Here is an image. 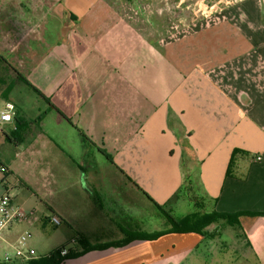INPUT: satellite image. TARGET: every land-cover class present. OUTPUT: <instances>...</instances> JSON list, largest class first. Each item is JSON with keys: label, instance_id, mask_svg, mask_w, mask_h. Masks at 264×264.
Here are the masks:
<instances>
[{"label": "crops", "instance_id": "obj_1", "mask_svg": "<svg viewBox=\"0 0 264 264\" xmlns=\"http://www.w3.org/2000/svg\"><path fill=\"white\" fill-rule=\"evenodd\" d=\"M224 1L222 12L175 15L169 27L173 6L204 11V0H0V52L63 113L54 111L52 119L53 164L70 163L62 155L95 164L110 162L109 156L117 170L107 172L113 184L98 169L84 179L86 189L62 191L80 201L66 210L49 208L62 223L47 218L37 227L39 242L27 245L35 250L32 260L63 247L75 252L74 240L103 245L168 229L150 220L155 212L145 193L157 202L155 193L166 191L161 181L170 174L178 176V187L186 183L183 192L187 188L192 198L185 201L204 213H264V0ZM15 106L7 133L25 118ZM49 113L37 122L38 142ZM65 170L62 177L72 173ZM7 187L0 185V196ZM81 196L104 213L83 206ZM29 225L12 227L6 241ZM227 228L234 242L243 239L264 261V217L244 216L237 225L209 227L219 230L215 237L168 233L60 264H187Z\"/></svg>", "mask_w": 264, "mask_h": 264}, {"label": "rangeland", "instance_id": "obj_2", "mask_svg": "<svg viewBox=\"0 0 264 264\" xmlns=\"http://www.w3.org/2000/svg\"><path fill=\"white\" fill-rule=\"evenodd\" d=\"M219 1H221V3H218ZM222 2L226 3L224 0H206L204 1V7L206 9L204 11H200L198 5L194 7L191 6L189 10L186 9L185 6H173L171 9L172 21H167L169 22V27H171L170 23L171 25L172 23H177V19L175 18L180 15H187L190 19V17H196L195 15L201 14V12H207V14L222 12L224 11ZM211 5H215L214 9H210ZM1 54L5 56L4 53ZM6 102L18 104L24 111L23 115L26 121L30 123L29 127L32 124L30 130L29 127H27L26 133L23 134L24 141L22 144L16 145L11 143L5 136L0 135V159L7 163L10 170L5 182L9 189V195L26 213H36L39 217L32 225V228L29 225V228H25L21 231H28L30 233V237L27 241L28 245L29 241L39 242V237L36 234V231H38L37 227L39 228L40 224H44L45 219L53 218L54 214L49 209L50 207L56 209H58V207H63L66 210L69 209L71 205L76 204L77 201H80L78 198H69L62 192L63 190L70 189L82 191L86 189V182L84 179L87 178L89 174L98 171V169L104 173L106 171L105 182L107 184H113L112 177L108 175L107 172H115L117 170L112 167L111 163H113V160L112 162L110 161V163L105 159H101V163L95 164L93 158L87 157H75L76 159L74 161H70L67 159V156L65 157L62 155L63 157L60 159L64 162L69 161L70 163L61 165L56 163L59 160H55L53 164V159H57L52 156V143L55 140L52 119L57 118L56 113L51 111L42 125L39 126V142L36 141L35 139L38 132V130H35L38 127L37 118L42 112L48 110V104L25 84L19 81L14 71L0 59V105ZM46 145L49 147H45ZM89 150L94 151L87 145L86 151L88 152ZM72 153L74 152L72 151ZM97 157L99 160L100 157ZM177 159V155L172 158L173 162H176ZM63 166L66 169L64 172L77 173L78 175L74 177V179H72V177H67L72 173H66V175L62 177V170H64ZM186 178L187 176L185 177V181ZM105 182L103 181L102 183L104 184ZM161 182L165 186V188H161V192H163V190L166 191L159 194L155 193V199L158 204L160 203L159 205L167 209L173 217L182 218L190 213H204L202 211L205 210H202V206L197 205L195 202L191 203L185 201L188 199L187 195L191 196V193L186 190L187 188L182 192L183 188L186 187V183L184 184V182L178 187V176L170 174L169 179ZM88 183L90 182L88 181ZM158 184L159 182L156 183V189L159 188ZM101 188L104 189L106 187ZM192 188L194 189L196 186L193 185ZM190 198H192V196ZM80 199L83 201L86 200L83 206L91 207L93 211L98 212L100 215L104 213L98 202H90L88 201V197L86 198L84 196H81ZM197 201H199V199H197ZM151 202L147 203L145 201L150 209L155 212V218L153 219L152 217L150 220L155 221L156 224L162 222L169 224L164 214L157 209L153 202V204ZM95 219L97 220V218H94V220ZM220 224L221 223H216L211 226H220ZM79 226L82 228L81 231L83 233H89L90 230L84 229L87 225L82 219ZM207 231L212 232L209 230V227ZM54 238H56V236ZM11 243L13 242L0 240V262H4L6 252H13L14 246ZM244 245L243 239L234 242L233 231L227 228L223 230L221 237L216 239L212 244L210 243V245H207L205 243L200 245L197 253L190 255L192 257L188 260L187 264H195L197 258L199 259V264H264V261H260V255L257 256L255 252L251 253L246 250Z\"/></svg>", "mask_w": 264, "mask_h": 264}, {"label": "trees", "instance_id": "obj_3", "mask_svg": "<svg viewBox=\"0 0 264 264\" xmlns=\"http://www.w3.org/2000/svg\"><path fill=\"white\" fill-rule=\"evenodd\" d=\"M0 59L5 65H7L9 68H11L14 71L16 78L19 81L25 84L37 96L41 97L48 104V110H45L38 116L37 122L38 121L40 122L47 115V113H49L52 110L63 115V113L56 106L52 104L51 100L48 97H46L36 86H34L24 75L18 72L11 65V63L5 58V56H3L1 53H0ZM28 124L29 122L26 121L25 118H23L22 120H18L16 129L9 133L4 132L3 135L7 138L9 142L18 145L19 143H22L24 141L23 134L27 130ZM107 157L109 161L112 162V159L109 156ZM135 185L140 190H142L137 184ZM145 194L147 195L149 200H151L155 204L157 209H159L164 214V216L167 218L169 226H170L168 229L159 231V232H156L150 235H145V236L144 235H134V236H130L129 238L121 242H114V243H108V244H103V245H91L85 240L81 239V240H78L76 243L77 250H75V252L69 251V254L67 256H61L60 250H59L51 254L48 257L28 261L27 264H60L67 257H79L94 249H105V248L115 247V246L118 247V246L125 245L129 243L130 241L136 240V239L155 240L159 238L160 236L168 234V233H196V234H200L203 236L215 237L216 233L219 231L218 229H215L212 232L207 231V228L213 224L224 222L229 225H237L240 221V218L244 216L264 217V213L242 212V213H236V214H227V213H219V212L213 211L211 213L196 212V213L188 214L182 218H175L169 213L167 209H165L163 206L156 203L153 199H151V197L147 193ZM0 264H13V262H0Z\"/></svg>", "mask_w": 264, "mask_h": 264}, {"label": "built area", "instance_id": "obj_4", "mask_svg": "<svg viewBox=\"0 0 264 264\" xmlns=\"http://www.w3.org/2000/svg\"><path fill=\"white\" fill-rule=\"evenodd\" d=\"M206 1V0H204ZM228 4L222 2V7ZM215 5H211L210 9H214ZM211 15V14H210ZM209 15V16H210ZM16 115V106L13 102H6L2 108H0V135L5 132V126L14 122ZM262 160L261 155L254 157V162H260ZM10 170L8 165L0 160V185L5 184L6 178L9 175ZM39 217L36 213H26L18 204L14 202V199L9 195L8 187L5 188L4 194L0 196V240L6 241V235L10 229L16 225H21L23 223L34 224ZM55 225H60L62 223L59 217L53 216L50 219ZM30 237L28 231L21 232L16 239L11 243L14 246L13 252H6L4 256V262H13L15 260L30 261L34 259L35 250L32 248H27V241ZM74 243L77 240L73 241ZM61 256H67L69 250L63 247L60 250Z\"/></svg>", "mask_w": 264, "mask_h": 264}]
</instances>
